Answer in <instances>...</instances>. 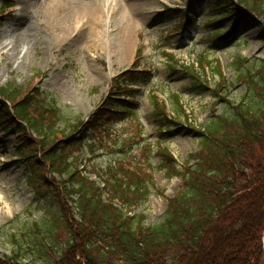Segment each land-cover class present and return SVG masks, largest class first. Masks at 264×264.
I'll list each match as a JSON object with an SVG mask.
<instances>
[{
    "label": "trees",
    "instance_id": "16d2710c",
    "mask_svg": "<svg viewBox=\"0 0 264 264\" xmlns=\"http://www.w3.org/2000/svg\"><path fill=\"white\" fill-rule=\"evenodd\" d=\"M237 1L218 0V8L234 7L223 11L221 19L241 13L264 15V0ZM212 33L219 40L228 36L226 32ZM199 59L198 66L184 69L198 79L192 88L202 92L208 89V84L199 79L205 77L204 64L221 75L216 62L203 55ZM243 62L248 63L244 58L236 62L238 69ZM242 66L239 77L247 86L244 97L237 104L227 101L225 111L209 117L199 150L188 156L181 170L169 149L159 143L162 166L182 178L183 184L181 191L169 199L163 218L153 224H147L142 214H130L147 201L148 187L153 184L147 177L123 168L122 163L132 152H123L117 165L105 168L109 179H104V188L78 168L81 156L67 152L68 146H84L89 130L93 139L97 131L101 132L99 112L107 107L93 112L80 124L79 131L75 128L77 136H64L58 128L61 112L53 104L54 98L47 101L42 95L34 97L38 91L34 87L26 93L19 87L1 88L0 124L10 130L9 121L23 123L32 150L26 152L19 147V156L32 167L31 182L37 185L49 210L43 225L37 222L24 238L15 240L16 250L0 257V264H264V59L254 71L252 65ZM117 79V89L123 86V92L117 93L132 96L135 90L130 85L139 78L122 84ZM217 89L224 94L220 84L214 89L215 97H219ZM174 97V114L163 101L154 99L161 125L175 124V114L184 112L178 95ZM124 113L134 112L126 107L122 116H127ZM90 143L96 145L97 141ZM115 143L116 150L128 142L118 136ZM54 175L58 179L50 180ZM109 184L114 193L104 198ZM62 229L66 232L63 235ZM24 254L31 261H26Z\"/></svg>",
    "mask_w": 264,
    "mask_h": 264
},
{
    "label": "rangeland",
    "instance_id": "374dc122",
    "mask_svg": "<svg viewBox=\"0 0 264 264\" xmlns=\"http://www.w3.org/2000/svg\"><path fill=\"white\" fill-rule=\"evenodd\" d=\"M231 2L236 4L238 1ZM217 3L218 0H150L148 11H143L144 17L131 25L132 49L123 62L119 57L122 48L118 41L119 23L113 20L115 23L105 25L100 48L88 49V39L79 42V45L69 40L53 41L45 18L47 4L45 0H37L30 8L31 33L36 46L30 49L29 60L20 66L6 54L0 53V89L19 87L26 93L34 87L38 88L33 93L34 97L42 95L47 101L55 97L53 104L61 112L57 120L58 128L67 136L73 134V130L97 107H107V102L103 103V100L114 86V77L123 73L118 81L121 84L124 80H136L137 77L151 78L148 82L139 81L133 97L125 96L127 102L116 100L120 103L119 107L128 106L134 112L132 115L123 117L115 111L102 110L99 112L100 122L107 131H97V136L94 139L89 137L80 149L78 145L68 146L67 152L73 157L81 156L78 168L85 170L92 180L99 183L109 179L105 168L117 159L114 155L132 152L124 163L126 168L134 166V170L141 177H147L148 182L151 180L153 186L148 187L150 193L147 201L131 209V214H144L147 224L159 222L169 199L181 191L183 179L170 174L162 166L163 154L158 149L161 146L157 144L161 142L171 149L177 160V168L181 170L188 156L199 150L201 133L209 117L215 111H225L228 106L226 102L230 99L237 104L244 97L247 86L243 77H239L242 64L238 69L236 62L245 58L248 61L246 65H252L254 71L264 59V15L258 17L241 13L220 19L223 11L229 12L234 7L216 8ZM20 5L16 0H0V38L7 25L18 16ZM209 17H218L220 21L211 24ZM211 30L231 34L227 36L228 39L216 40L211 37ZM136 55L137 64L133 66ZM201 55L206 60L216 62L223 77L220 81L219 72L204 64L205 77L200 76L199 79L212 89L199 92L192 88V83L198 82V79L184 66H198ZM90 59H95L100 68L110 75L102 81H93L89 77ZM220 84L225 89L224 94L217 89L220 97L214 99L213 88L215 85L218 88ZM230 85L227 94V86ZM176 94L185 111L175 114V124L161 125L162 121L155 114L154 99L159 102L166 100L168 111L172 114V100H175ZM8 125L12 129L5 131L0 124V257L11 255L16 250L14 241L24 238L29 228H35L37 222L43 225L49 210L37 185L31 182L32 167L18 157L19 147L26 152L32 150L31 141L25 137L26 129L19 120L16 123L9 121ZM31 136L37 138V135ZM118 136L128 143L115 151L114 138ZM130 137L136 140L131 142ZM90 140H96V145ZM35 148L34 144L36 151ZM189 163L194 164V161L190 160ZM49 179H58V176H50ZM113 193L111 184L107 185L106 197ZM61 233L66 232L62 229ZM24 256L26 261H31L30 257Z\"/></svg>",
    "mask_w": 264,
    "mask_h": 264
},
{
    "label": "bare ground",
    "instance_id": "6f19581e",
    "mask_svg": "<svg viewBox=\"0 0 264 264\" xmlns=\"http://www.w3.org/2000/svg\"><path fill=\"white\" fill-rule=\"evenodd\" d=\"M21 3L16 18L5 28L0 38V53L13 59L17 66L29 60L30 49L36 46L32 37V17L30 8L37 0H16ZM43 2V1H42ZM47 4V26L53 41L69 40L76 45L88 39V49L101 47L104 27L110 22L118 24L119 57L122 61L131 50V25L137 24L148 11L150 0H45ZM108 14H111L112 17ZM114 20V21H113ZM114 22V23H115ZM75 34L73 38H70ZM35 43V44H34ZM79 43V44H80ZM78 44V45H79ZM133 47V46H132ZM89 77L104 80L110 75L104 72L95 59L88 60Z\"/></svg>",
    "mask_w": 264,
    "mask_h": 264
}]
</instances>
